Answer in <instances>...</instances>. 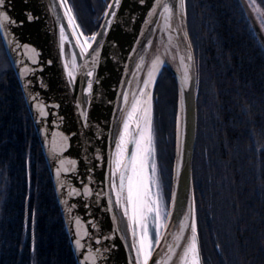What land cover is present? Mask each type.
I'll return each mask as SVG.
<instances>
[{
    "label": "trees",
    "instance_id": "trees-1",
    "mask_svg": "<svg viewBox=\"0 0 264 264\" xmlns=\"http://www.w3.org/2000/svg\"><path fill=\"white\" fill-rule=\"evenodd\" d=\"M69 1L90 35L111 0ZM187 12L198 65L193 171L204 264H264V44L252 24L248 0H187ZM177 100L175 79L165 68L155 101L166 194ZM0 264H77L1 34Z\"/></svg>",
    "mask_w": 264,
    "mask_h": 264
},
{
    "label": "water",
    "instance_id": "water-1",
    "mask_svg": "<svg viewBox=\"0 0 264 264\" xmlns=\"http://www.w3.org/2000/svg\"><path fill=\"white\" fill-rule=\"evenodd\" d=\"M65 2L75 17L73 23L84 33L69 0ZM172 2L178 4L179 0ZM113 3L111 0L108 6ZM155 3L156 0H144V3L120 0L113 9L115 16H103L96 33L103 32L104 35L98 36L100 44H93L96 51L90 49L91 55L79 54L73 25L69 24L60 0H27V4L25 0H12L14 7L9 11L14 18L21 17L22 11L27 10L34 19L26 20L20 26L9 25L0 29L6 54L18 78L51 174L77 264H83L81 253L87 254L89 245L99 250L97 264H128L129 256L134 254V249L129 247L132 236L127 217L122 215L119 205L108 203L110 192L114 197L109 185V161L114 153L113 137L122 127L134 94L139 96L142 81L147 78L156 57L165 63L152 86L151 131L155 90L165 68L175 79L178 100L171 184V194L175 192L177 200L173 208L170 195L168 211L172 212V219L165 221L168 224L166 229H161L159 247L153 245L154 258H163L168 264H180L182 248L191 237V229L182 228L180 221L185 220L194 198L197 243L201 264H204L193 171L199 123L198 65L189 31L187 0L183 17L179 9L174 8L171 27L164 26L162 9L155 17L149 15ZM108 21L110 24L102 28L101 25ZM151 21L155 22L149 23ZM62 25L67 37L63 41ZM189 49L193 57L191 61L187 60ZM73 54H76L75 65L72 63ZM181 56L185 57V63L191 64L192 81L188 83L183 79ZM70 69L72 77L68 76ZM88 81L93 82L91 93L87 91ZM124 93L128 94L127 105L122 99ZM41 108L44 115L40 114ZM61 161H64L63 166ZM58 167L62 169L59 176ZM64 167L70 170L63 171ZM85 186L91 189V194L84 192ZM73 188L80 194H70ZM77 239L85 245L84 248L77 249ZM177 243L181 247H175ZM170 246L175 254L170 251Z\"/></svg>",
    "mask_w": 264,
    "mask_h": 264
},
{
    "label": "snow or ice",
    "instance_id": "snow-or-ice-1",
    "mask_svg": "<svg viewBox=\"0 0 264 264\" xmlns=\"http://www.w3.org/2000/svg\"><path fill=\"white\" fill-rule=\"evenodd\" d=\"M144 3V0H140ZM60 3L65 8V13L68 16L69 24L73 25V33L75 35V43L79 47L80 55H91L96 49L93 44H100L98 36H103L104 33H92L85 35L82 31H78L79 25L74 24L75 17L71 13V7L65 0H60ZM27 4V0H25ZM120 4V0H114L113 4L108 6V11L105 16H115L113 10ZM250 7L253 11H259V6L256 5V0H250ZM10 7H14L12 0H0V29L9 27V25H23L25 21L33 20L34 17L31 12L22 11L21 17L14 18L9 11ZM174 8H178L181 17L186 15V0H179L178 4L167 0L161 2L156 0L153 10L149 12L150 16L155 17L158 10L162 9L165 19L164 26L171 27L170 21L174 15ZM261 25L264 26V14L261 15ZM151 21L149 23H154ZM110 24L108 21L105 28ZM67 37L64 33V26H61V39L65 40ZM151 43V41H148ZM27 47V46H25ZM134 51V50H133ZM75 55L73 54V65L76 64ZM143 59V58H141ZM193 59L191 50L187 55V60ZM165 61L160 57H156L152 61V67L147 73V78L142 81L143 88L139 89V96L134 94L133 101L130 109L127 111L122 127L118 134L113 137L114 153L110 158L111 171L109 174V185L114 192V197L110 192L108 195L110 199L109 204L119 205L122 210V215L127 217V226L131 229L132 240L129 243L130 249H134V254L128 258V264H168V261L156 260L154 258V244L159 247L161 243V229H166L168 224L165 221H171L172 212L168 211L167 202L162 196V188L160 178L157 174V165L153 160L154 147L153 137L151 131V94L147 92L150 84L154 85L156 82L155 74L159 73ZM180 63L183 66V79L185 83L192 81L190 73L191 64L185 63V57H180ZM139 68V65H137ZM92 75V73H88ZM135 75V73L133 74ZM68 76H73V71H68ZM87 91H93V82L88 81ZM183 95V93H182ZM147 96V100L144 97ZM122 99L125 105L128 104V94L124 93ZM41 115H44V109L41 108ZM134 125V127H133ZM66 139V138H64ZM131 145V148H129ZM63 166L64 161L60 162ZM72 163H75L73 161ZM61 168H57L56 172L59 176ZM67 167L63 171H69ZM84 192L91 194V189L87 186L84 187ZM70 194H80L78 189L73 188ZM99 196V193H97ZM176 193L171 194V203L173 208L176 205ZM190 221V223H185ZM182 228L191 229L190 241L182 248V254L179 257L180 264H201V257L199 246L197 243V223L195 219L194 198L193 205L190 207L189 212L185 214V220L180 221ZM151 229V231H150ZM183 239V237H181ZM77 249L85 247L80 239L75 241ZM177 248L181 247L179 243L176 244ZM219 247V245H217ZM170 251L174 250L170 246ZM84 256L83 264H97V257L100 255L98 249H93L91 245L88 246L87 254L81 253Z\"/></svg>",
    "mask_w": 264,
    "mask_h": 264
},
{
    "label": "rangeland",
    "instance_id": "rangeland-1",
    "mask_svg": "<svg viewBox=\"0 0 264 264\" xmlns=\"http://www.w3.org/2000/svg\"><path fill=\"white\" fill-rule=\"evenodd\" d=\"M249 5H250V0H248ZM256 5L259 6V11H253V8L250 7V12H252L253 16L257 20L259 26H261V29L263 30L262 32L264 33V26L261 25V15L264 14V3L261 0H256ZM168 97V95H167ZM167 115L166 118L169 119V111H170V106L167 104ZM157 106H156V101H155V95H154V108H153V118H152V137H153V147L155 149L154 154H153V160L157 165V174L160 178L161 182V188H162V196L167 202V208L169 209V203H170V195H171V187H170V192L166 194L167 192V179L163 177L162 180L161 178V170L164 173L166 171L165 165L162 163V159L159 156V152L161 150V141H160V135H159V125H158V117H157ZM176 126V125H175ZM168 140V139H167ZM175 141H176V128H175ZM174 161V160H173ZM172 171H173V165H172ZM167 173V172H166ZM172 184V174H171V182ZM170 184V186H171ZM166 188V189H165ZM151 231V229H150Z\"/></svg>",
    "mask_w": 264,
    "mask_h": 264
},
{
    "label": "flooded vegetation",
    "instance_id": "flooded-vegetation-1",
    "mask_svg": "<svg viewBox=\"0 0 264 264\" xmlns=\"http://www.w3.org/2000/svg\"><path fill=\"white\" fill-rule=\"evenodd\" d=\"M250 18H251V21H252V24L255 28V30L257 29V34L259 36V39L263 42L264 44V33L262 32L263 30L261 29V26H259L257 20L255 19V17L253 16L252 12H250Z\"/></svg>",
    "mask_w": 264,
    "mask_h": 264
},
{
    "label": "bare ground",
    "instance_id": "bare-ground-1",
    "mask_svg": "<svg viewBox=\"0 0 264 264\" xmlns=\"http://www.w3.org/2000/svg\"><path fill=\"white\" fill-rule=\"evenodd\" d=\"M158 74V73H157ZM157 74H155V76H157ZM152 84L149 85L148 89H147V92L151 94V91H152ZM145 100H147V96L144 97ZM151 113V112H150Z\"/></svg>",
    "mask_w": 264,
    "mask_h": 264
}]
</instances>
